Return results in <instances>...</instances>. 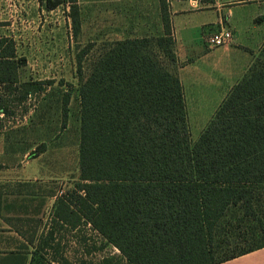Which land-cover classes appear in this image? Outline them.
I'll return each instance as SVG.
<instances>
[{
    "label": "trees",
    "instance_id": "trees-1",
    "mask_svg": "<svg viewBox=\"0 0 264 264\" xmlns=\"http://www.w3.org/2000/svg\"><path fill=\"white\" fill-rule=\"evenodd\" d=\"M68 2L78 37L80 7ZM160 7L163 36L106 42L94 56L80 88V181L53 219L90 224L125 264H220L264 247V48L193 142L169 0ZM94 46L78 53L80 73ZM26 63L0 37V86L19 83Z\"/></svg>",
    "mask_w": 264,
    "mask_h": 264
},
{
    "label": "rangeland",
    "instance_id": "rangeland-1",
    "mask_svg": "<svg viewBox=\"0 0 264 264\" xmlns=\"http://www.w3.org/2000/svg\"><path fill=\"white\" fill-rule=\"evenodd\" d=\"M61 1L50 10L47 0H0V37H12L27 59L19 83L0 86V177L32 181L21 185L31 264H125L90 224L73 228L53 219L58 198L80 181L82 80L103 45L121 37L120 11L100 0L83 1L82 30L75 37L70 3ZM90 43L95 46L80 73L77 55Z\"/></svg>",
    "mask_w": 264,
    "mask_h": 264
},
{
    "label": "crops",
    "instance_id": "crops-1",
    "mask_svg": "<svg viewBox=\"0 0 264 264\" xmlns=\"http://www.w3.org/2000/svg\"><path fill=\"white\" fill-rule=\"evenodd\" d=\"M83 1L86 0H78L80 9L84 8ZM100 2L103 7L120 11L117 18L121 19V37L117 40L165 34L160 0ZM169 10L177 74L184 89L191 139L195 142L235 85L261 58L264 0H169ZM223 27L229 28L234 38L226 45L212 47L210 38ZM28 182L32 181L0 177V264L31 262L25 234L27 194L21 191V185ZM220 264H264V247Z\"/></svg>",
    "mask_w": 264,
    "mask_h": 264
},
{
    "label": "built area",
    "instance_id": "built-area-1",
    "mask_svg": "<svg viewBox=\"0 0 264 264\" xmlns=\"http://www.w3.org/2000/svg\"><path fill=\"white\" fill-rule=\"evenodd\" d=\"M233 38H234L233 32L229 28L223 27L218 33L214 34L210 38L209 44L212 47H220L230 43Z\"/></svg>",
    "mask_w": 264,
    "mask_h": 264
}]
</instances>
